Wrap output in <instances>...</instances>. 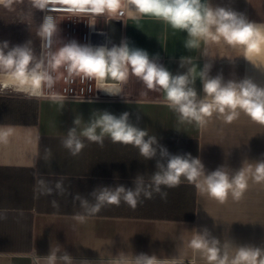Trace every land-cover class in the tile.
<instances>
[{"label":"crops","instance_id":"0c3cea01","mask_svg":"<svg viewBox=\"0 0 264 264\" xmlns=\"http://www.w3.org/2000/svg\"><path fill=\"white\" fill-rule=\"evenodd\" d=\"M222 1L208 0L213 8ZM225 4L248 21L264 24V0H225ZM112 25L111 42L120 46L126 41L150 58L158 57V63L173 75L186 73L190 66L181 68L180 58L191 57L197 75L210 64L209 78L220 76L223 83L251 79L264 87V69L226 44H201L187 50L186 32L173 30L152 16L133 19L127 15ZM103 86L69 85L68 96H61L62 101H54L48 94L40 98L16 96L0 89V131L11 130L8 142L0 143V214L6 216L0 219V264H48L45 257L49 253L65 251L77 264L82 259L111 264L118 253L162 258L179 254L186 264L193 260L205 264L186 247L194 231L205 229L221 247L231 243L233 250L234 246L264 248V186L251 181L242 200L229 197L221 204L182 179L175 188H163L168 193L166 200L154 195L135 209L121 202L102 208L83 224L76 222L75 215L82 212L79 202L73 203L76 194L91 201L90 194L98 187H134L136 176L154 173L160 158L158 154L143 160L138 149L107 138L103 147L84 140L86 147L81 153L70 155L62 145L66 133L76 118H81L80 127H85L94 111L116 116L128 112L130 122L148 129L170 154L199 158L205 174L219 167L235 174L246 161H264V125L244 114L231 123L214 116L200 127L195 122H180L163 103V91L147 89L135 76L121 86L122 95L98 89ZM194 87L203 98L199 78ZM63 88L56 93L63 94ZM36 171L53 184L62 180L68 191L63 196L34 198ZM52 200L58 208L52 206Z\"/></svg>","mask_w":264,"mask_h":264},{"label":"clouds","instance_id":"9594fccd","mask_svg":"<svg viewBox=\"0 0 264 264\" xmlns=\"http://www.w3.org/2000/svg\"><path fill=\"white\" fill-rule=\"evenodd\" d=\"M12 2L0 0L8 8H11ZM32 5L48 13L37 32L41 39V53L39 56L34 53L31 41L10 49L7 41L0 42V88H10L36 98L45 96L47 92L52 100L62 101L63 98L53 91L58 79L54 74L61 68L68 78L100 82L104 86L98 89L112 96L122 95L121 86L127 83L130 76H135L147 89L162 90L163 103L177 114L182 123L195 122L203 127L214 116L231 123L244 114L253 122L264 125V87L251 79L223 83L220 76L209 78L210 64H205L197 75L191 57L180 58L181 68L190 66L187 72L173 75L158 63V57L150 58L146 51L130 47L126 41L110 49L80 45L74 40L62 42L57 47L60 30L54 13L66 11L75 16L93 14L111 17L128 15L133 19L152 16L164 21L173 30L186 32L188 38L184 47L187 50L200 48L201 44L223 43L240 50L239 56L261 69H264V24L250 22L243 14L230 9L213 8L208 0H32ZM197 78L203 84V98L198 97L194 87ZM80 124L81 118H76L74 126L62 141L63 147L73 157L86 147L84 140L103 147L107 138L113 143L138 149L143 160L153 159L158 154L160 158L156 161L154 173L136 176L134 187H98L90 194L91 201L76 194L73 203L79 202L82 209L74 217L78 224L85 223L109 205L119 206L123 202L135 209L144 199H152L154 195L166 200L168 193L163 188H175L182 179L193 184L202 195L221 204L229 197L237 202L242 200L250 181L264 186V161H246L235 174L226 167L205 174L199 158L190 154H170L155 135L149 134L148 129L131 123L128 112L116 116L107 111H94L85 127L81 128ZM10 135V129L0 131V143H7ZM34 177L36 199L40 196H63L68 191L62 180L53 184L41 177L38 171L34 172ZM51 204L54 208L59 207L56 200H52ZM0 219H6V216L0 214ZM186 247L205 264H264V248L234 246L233 250L231 243L221 247L217 239L210 238L207 229L202 233L194 231ZM45 259L48 264H77L66 251L62 254L49 253ZM79 264L92 262L82 259ZM111 264H186V261L179 254L162 258L155 254L129 256L118 253Z\"/></svg>","mask_w":264,"mask_h":264},{"label":"rangeland","instance_id":"374dc122","mask_svg":"<svg viewBox=\"0 0 264 264\" xmlns=\"http://www.w3.org/2000/svg\"><path fill=\"white\" fill-rule=\"evenodd\" d=\"M216 7L228 8L227 4H225V0L217 3L214 8ZM41 16L42 11L33 7L32 0H13L11 8L5 7L3 3H0V42L7 41L10 49L14 46L24 45L31 41V47L34 53L39 56L41 39L37 36V32L39 30V25L41 24ZM68 22L69 20L67 17H57V24L60 31L57 36L56 46L59 47L62 42L67 43L68 40H70V42L74 40L80 45L90 46L89 18H76V28L75 31H72L70 36H67L69 31L66 29V24ZM101 46L105 47V44H102L101 42L98 43V41L94 44V48ZM211 48H213V46H211ZM54 75L58 77L57 83L53 89L54 92H56L65 83L70 82L74 85H88L93 87L103 85L100 82L88 79L82 80L79 77H73V82L71 80L72 78L67 77V73L63 68L59 69ZM5 93L16 96H28L27 94L16 92L10 88L5 89Z\"/></svg>","mask_w":264,"mask_h":264},{"label":"built area","instance_id":"2783aa9c","mask_svg":"<svg viewBox=\"0 0 264 264\" xmlns=\"http://www.w3.org/2000/svg\"><path fill=\"white\" fill-rule=\"evenodd\" d=\"M48 14L46 11H42V16H41V23L43 22V18L44 16ZM56 20L58 16H64L67 17V19L69 20V22L66 24V29L69 31L67 33V36H70V34L72 33V31H75V19L76 18H81V17H87L89 18V45L90 46H94V44H96V41L101 42L102 44H105V46H107L109 48V40H110V33H109V29H108V22L110 19H121L123 17H126L127 15H123V16H116V17H111V16H96L93 14H85V15H80V16H75L72 15L71 13H68L66 11H58L56 13H54ZM99 27V28H98ZM67 42H70V40H68ZM41 53V45H40V51L39 54ZM67 79V77H66ZM74 82V78L72 77L71 79ZM69 85H74L73 83H65L62 93L63 94H59L60 96H68V92H69ZM48 94L47 92L45 93V95Z\"/></svg>","mask_w":264,"mask_h":264},{"label":"water","instance_id":"95a60500","mask_svg":"<svg viewBox=\"0 0 264 264\" xmlns=\"http://www.w3.org/2000/svg\"><path fill=\"white\" fill-rule=\"evenodd\" d=\"M121 20L120 19H110L109 22H108V29H109V33H111V28H112V24H115V23H119ZM113 46H117L118 47V43H113L109 40V49Z\"/></svg>","mask_w":264,"mask_h":264},{"label":"bare ground","instance_id":"6f19581e","mask_svg":"<svg viewBox=\"0 0 264 264\" xmlns=\"http://www.w3.org/2000/svg\"><path fill=\"white\" fill-rule=\"evenodd\" d=\"M94 47V46H93ZM105 47H107V46H105ZM108 48V47H107Z\"/></svg>","mask_w":264,"mask_h":264}]
</instances>
